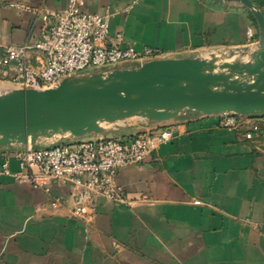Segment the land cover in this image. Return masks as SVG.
Here are the masks:
<instances>
[{
    "label": "crops",
    "instance_id": "0c3cea01",
    "mask_svg": "<svg viewBox=\"0 0 264 264\" xmlns=\"http://www.w3.org/2000/svg\"><path fill=\"white\" fill-rule=\"evenodd\" d=\"M249 1L264 18V0ZM18 2L52 10L66 5V0H0L2 45L33 43L41 34L42 24L31 12L9 7ZM83 2L86 13L109 16L111 38L121 35L136 51L151 48L155 60L252 52L259 40L252 13L239 2ZM245 121L260 128L252 140L243 137L246 122L229 131L217 126L214 114L182 113L162 123L136 120L107 127V136L115 138L157 129H169L173 137L141 164L117 172L115 183L132 205L98 199L87 232L69 218L68 203L56 210L49 205L53 197L65 198L67 187L52 184L45 194L10 175L19 170L15 153L27 146H0V264H264V151L259 147L264 115Z\"/></svg>",
    "mask_w": 264,
    "mask_h": 264
},
{
    "label": "water",
    "instance_id": "95a60500",
    "mask_svg": "<svg viewBox=\"0 0 264 264\" xmlns=\"http://www.w3.org/2000/svg\"><path fill=\"white\" fill-rule=\"evenodd\" d=\"M224 1L239 2L252 13L259 32L254 51L88 71L47 90L8 87L0 91V146L107 136V127L130 119L162 123L182 113L264 115V18L249 0Z\"/></svg>",
    "mask_w": 264,
    "mask_h": 264
},
{
    "label": "built area",
    "instance_id": "2783aa9c",
    "mask_svg": "<svg viewBox=\"0 0 264 264\" xmlns=\"http://www.w3.org/2000/svg\"><path fill=\"white\" fill-rule=\"evenodd\" d=\"M9 7L31 12L42 28L36 42L0 44V88L47 90L80 73L155 60V50L144 47L136 51L123 42L121 35L111 38L109 16L86 13L83 0H66L63 8L55 10L43 3L30 7L18 2ZM246 35L253 40L251 29ZM31 61L37 64V69ZM217 117V126L229 131L239 129L246 122L248 129L243 137L247 140H252L260 131L257 124L245 121L255 116L221 113ZM172 137L169 129H157L127 138L96 136L40 147L27 146L15 153L18 172L10 174L4 165V173L45 194L50 193L52 184L67 187L68 195L51 198L49 205L56 210L68 203L69 218L83 223L87 232L95 217L98 199L132 205L115 183L117 172L141 164L154 148Z\"/></svg>",
    "mask_w": 264,
    "mask_h": 264
},
{
    "label": "rangeland",
    "instance_id": "374dc122",
    "mask_svg": "<svg viewBox=\"0 0 264 264\" xmlns=\"http://www.w3.org/2000/svg\"><path fill=\"white\" fill-rule=\"evenodd\" d=\"M205 56V58L207 57L208 58V54H204ZM136 120H138V119H130V120H126V121H122V122H119V123H117V124H123V123H129V122H135ZM80 139H85V137L83 138V137H80V138H77V139H73V140H71V141H76V140H80ZM35 147H37V146H35ZM38 147H40V146H38ZM259 147L264 151V137L263 138H261L260 139V142H259Z\"/></svg>",
    "mask_w": 264,
    "mask_h": 264
},
{
    "label": "bare ground",
    "instance_id": "6f19581e",
    "mask_svg": "<svg viewBox=\"0 0 264 264\" xmlns=\"http://www.w3.org/2000/svg\"><path fill=\"white\" fill-rule=\"evenodd\" d=\"M5 90H7L6 88H0V91H5Z\"/></svg>",
    "mask_w": 264,
    "mask_h": 264
}]
</instances>
